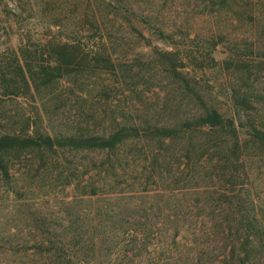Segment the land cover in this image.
Masks as SVG:
<instances>
[{"label":"rangeland","instance_id":"obj_1","mask_svg":"<svg viewBox=\"0 0 264 264\" xmlns=\"http://www.w3.org/2000/svg\"><path fill=\"white\" fill-rule=\"evenodd\" d=\"M219 1L222 8L213 3L208 12L188 0H0V50L5 52L22 40L45 61L48 43L60 38L76 42L83 61L91 66L74 89L70 81L67 85L57 81L38 91L28 90L23 83L3 86L0 81V134L39 129L32 121L36 114L50 128L81 125L95 131L109 125L112 117L129 122L146 115L163 117L161 112L183 100L179 86L156 60L159 49L196 57L194 64L191 58H183L185 69L242 130L249 120L264 121V24L246 20L241 14L243 0ZM145 12L156 13L158 21L155 15L151 25L142 21L140 15ZM156 26H168L175 34L174 44L158 40L153 34ZM134 29L142 31L149 46L142 45ZM91 41L105 43L114 65L105 63L96 71L95 56L81 48ZM242 54H246L243 61L237 62L236 55ZM231 60L238 68L235 72ZM3 66L9 81H20L16 66L8 62ZM154 66L158 72L152 71ZM246 79L258 95L253 92L242 103L233 91L240 92ZM79 93L92 97L94 106H88ZM194 140L213 145L209 150L198 147L187 158L179 140L165 142L155 165L141 159L153 157L155 140H145L143 149L134 144L119 150L127 159L118 177L94 199L115 207L110 222L118 232L103 239L85 235V245L78 244L76 250L84 259L82 264H226L229 256L236 264L264 263V153L258 150L251 155L248 180L240 171L234 179L224 155H214L220 151L215 150L214 144L220 143L216 136ZM15 155L9 154L10 178L0 169V264H51L49 256L57 252L38 250L39 241L68 242L69 234L59 229L74 218L76 208L88 220L89 203L72 205L77 193L73 182L57 177L54 166L37 154L28 153L20 160ZM111 184L115 187L110 190ZM222 192L231 197L227 205L208 200ZM174 209L181 212L178 218L170 216ZM222 209L231 214L226 217ZM241 215L251 219L242 220ZM40 224L50 225V231L43 233Z\"/></svg>","mask_w":264,"mask_h":264},{"label":"trees","instance_id":"obj_2","mask_svg":"<svg viewBox=\"0 0 264 264\" xmlns=\"http://www.w3.org/2000/svg\"><path fill=\"white\" fill-rule=\"evenodd\" d=\"M188 1H195L196 4L202 7V10H208V12H211L212 9L210 7L213 3L218 4L217 8H222L223 6L222 1L220 2L219 0ZM243 1L244 7L241 9V14L246 17V20L250 23L253 22L252 24H264V0ZM232 2H235V0ZM126 3L131 7L127 1ZM227 6H230V3ZM124 12L127 13L129 11L125 10ZM153 15L157 16L156 13L148 14L145 12L140 15V18L142 21L145 20L144 22L148 25H151ZM135 16L136 14L134 18ZM157 18L158 16L154 20L158 21ZM257 26H254V29ZM135 34L143 40V46L150 45L149 40L142 34V31H135ZM153 34L166 45L174 44L175 34L168 26L153 27ZM249 35L251 37L253 34L250 33ZM101 39H99V42ZM99 42L91 41V43L84 45L85 47H81L83 50H87L86 52L89 54L95 56L93 60L96 63L93 64V67L96 68L97 72L101 71L102 65L105 66L108 63L114 65L112 58L106 53L105 43ZM46 50L48 57L45 61L41 59L42 54H38L22 40H19L14 47L11 45L7 47L5 52L0 50V81L2 85L6 86V82H14L15 85L23 83L28 90L38 91L41 87L57 81H62L66 85L67 81H70V87L74 89L83 72L90 71L89 61H83V57L80 55L82 51L76 42L62 41L59 38L50 41ZM190 54H182L176 49H159L155 51L157 62L162 66L164 65L167 75L172 82L179 86L178 89L182 94L183 100L174 109L168 108L167 111L161 112L163 117L151 118L146 115L147 119L144 117L130 122L125 120V117L120 119L112 117L109 119V125L103 126L100 131H95L94 128L81 125L59 127L57 129L50 128L49 125L43 124L41 116L36 114L35 119L32 121L40 126L39 129L0 134V169L5 174V178H10L11 176L8 172L12 164L9 154H16L15 158L20 160L28 153H35L38 155V159L44 161L45 164L49 163L54 166L57 177L61 176L67 178L68 182H73V188L77 193H74L75 196L70 201L72 205L79 206L83 201L89 203L88 209L85 210L89 221L84 219L83 217L85 216H82L80 210L76 208L73 213L74 218L69 219L59 229L62 234H69L70 239H66L68 242L59 238L39 241L40 247H38V250H44L47 254L53 251L57 252L54 256H49L51 264L84 263L83 257H79L76 250L85 245L84 236L87 234L91 235L90 238L95 236L99 237V239L117 235L116 224L110 222L111 217L115 215V207L108 201L97 203L94 202V199L100 196L99 193L103 192L102 190L104 186L109 184L108 182L114 180V177H118L119 171L123 167L122 164L127 159V155L123 157L119 150L126 145L135 144V147L143 149L145 140H155L158 144L156 145L157 148L150 151L153 153V157L150 160H147V157L145 159L141 158L148 164L155 165L159 160L160 149L163 148V143L165 142L179 140L184 151L182 154L188 158L195 151L194 149L201 147L209 150L208 148L213 145H207L204 142L197 143L194 140L195 138H199V136H202V138L205 136H216L220 143L217 146L214 144L215 150L218 148L220 151L213 154L218 156V154L222 153L224 155L226 160L224 164L231 171L228 172L229 176L235 179V172L240 171L244 178H248V171L251 168L249 165L251 155L255 152L257 153L258 150H262L264 153V121L256 123L249 120L244 125V131L242 130L243 128L241 129L240 126L236 125L232 116L224 115L211 102L210 92L201 88V83L195 80L192 77L193 75L189 74V70L185 69L187 66L182 64L183 58H191L193 63L191 62L190 64H194L197 61V58L192 57ZM236 56L238 57L237 62H242V58L246 54ZM84 58V60H87L86 55H84ZM231 61L234 63L231 70L235 72L238 68L235 65V61ZM6 62L16 66L20 74L19 82L9 81L7 76L9 73L5 71L3 66ZM156 67L152 68L154 73L158 72L155 69ZM250 85L251 83L246 79L240 86V88L242 87L240 92L233 91L234 95L240 97L238 101L247 103L246 97L250 94L254 92V95H258L257 90L255 92L251 89L253 86ZM79 95L82 100L89 102L88 106L94 103V99L86 93H79ZM179 106L183 107L179 111H175ZM106 120H108V115ZM218 161L220 160L218 159ZM110 186V190L115 187L113 184ZM230 199L231 197L224 192L218 193L216 197L208 196V200L220 202L222 205H227ZM225 211L224 215L226 217L231 214L229 210ZM191 212L193 210L188 211V213ZM179 213L181 214L180 210L174 209L170 216L171 218H178ZM103 216H107V219H109L105 223L104 220H100V217ZM250 216L241 215L240 218L249 220L251 219ZM41 224L39 225L40 230L43 233H48L50 225ZM153 232L152 230L151 233ZM90 249H92V243L89 245ZM225 262L226 264H236L233 256H229ZM116 264L122 263L117 262Z\"/></svg>","mask_w":264,"mask_h":264}]
</instances>
